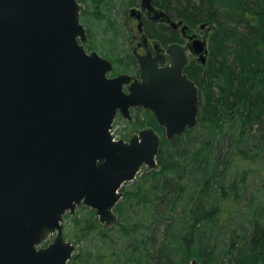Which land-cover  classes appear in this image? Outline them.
<instances>
[{
	"label": "water",
	"instance_id": "95a60500",
	"mask_svg": "<svg viewBox=\"0 0 264 264\" xmlns=\"http://www.w3.org/2000/svg\"><path fill=\"white\" fill-rule=\"evenodd\" d=\"M140 2L155 20L183 23L153 0ZM85 7L0 0V264H68L76 246L65 237V215L80 205L95 209L105 227L118 222V190L144 166L159 167L162 144L153 127L115 140L118 111L128 119L133 107L151 111L168 140L199 121V85L184 71L188 46L169 45L167 65L164 54L138 55L140 79L131 84L129 73L110 77L113 61L85 46ZM205 44L195 40L203 63Z\"/></svg>",
	"mask_w": 264,
	"mask_h": 264
},
{
	"label": "trees",
	"instance_id": "16d2710c",
	"mask_svg": "<svg viewBox=\"0 0 264 264\" xmlns=\"http://www.w3.org/2000/svg\"><path fill=\"white\" fill-rule=\"evenodd\" d=\"M136 2L127 0L124 4ZM155 2L167 9L171 16L184 18L192 26L203 21L217 26L211 37L206 67L198 64L195 70L191 66L189 68L190 75L200 87L198 127L172 140L163 136L158 156L159 169L144 168L145 172L134 182L133 188L128 193L124 192V199L115 208L122 214L117 226L104 228L95 211L85 206H81V211L88 212L84 217H80V211L76 217H70L78 232L85 230L97 234L94 238L98 245L87 247V256L81 258V255H76L69 264L76 260L80 264H116L114 257L120 264L128 260L139 264H188L190 256L187 255L191 252H195L204 264H264V217L259 218L255 211L249 225L240 222L241 232L238 229L224 232L228 241L222 244L225 237H221L220 228L216 229L218 197L215 193L204 192L205 188L197 179L201 172L207 181L212 161L216 168L219 166L222 154L216 147L221 143L219 136L226 130V124L230 128L233 125L234 132H237L231 135L237 148L247 137L245 142L255 138L260 149L264 150V0ZM108 5L111 8L116 3L109 2ZM88 11L89 7L83 15ZM94 16L96 20L98 11H94ZM105 17L101 12L100 19ZM150 29L152 32L157 30L153 25ZM106 31L103 29V33ZM110 46L109 49L115 50L117 56L121 52L129 55L124 52L126 49H120L119 43ZM225 110L234 114L230 122L223 117ZM145 114L143 126H153L164 135V129L158 126L155 117L149 111ZM203 133L202 143L192 149L191 144ZM219 189L225 193L222 184ZM180 202L183 206L178 210ZM135 215L137 218L134 220ZM163 222L164 232L159 246L148 243V232L142 229L148 228L146 224H155L156 227ZM119 233V238H116ZM191 239L193 242L196 239L197 251H194ZM179 240L185 243L184 256L178 255L175 248V242ZM133 251L135 255H132Z\"/></svg>",
	"mask_w": 264,
	"mask_h": 264
},
{
	"label": "rangeland",
	"instance_id": "374dc122",
	"mask_svg": "<svg viewBox=\"0 0 264 264\" xmlns=\"http://www.w3.org/2000/svg\"><path fill=\"white\" fill-rule=\"evenodd\" d=\"M125 1L127 0H123L122 4V0H104L103 2L100 0H85V10L87 9V7H89V11L83 16V22L85 26L88 27L90 39L93 44V46H91V43L89 44V40V42L86 43V46H88L89 48H94L102 55H106V57H110L111 59H113L117 66V70L115 69L114 72L118 73L127 69V71L125 70L126 72L133 74L137 69L136 64H133L135 63L134 56L132 57V54L134 55L136 44L133 31V27L136 22L130 17V8L134 6L136 7V5L134 3L124 4ZM107 2L116 3V5L109 8ZM94 11H98L99 13V16H96L97 18H95L96 20H94L93 18L95 17ZM101 12L106 15L105 18L100 19ZM103 29H106L107 31L103 33ZM216 29L217 26L211 23L209 24V28L205 30V33L207 34L208 45L211 44V37ZM168 37L169 36L167 35V39L165 41L167 43L170 42V38ZM124 38L125 41L123 40ZM108 41H113L114 43L111 44ZM123 42L126 43L124 44ZM115 43H119L120 49L121 47H123V49H126V51L124 52L127 54L129 53V55L131 56L126 55V57L123 52H121L120 56H117L115 54V50L109 49V47H112L110 45H115ZM203 66L206 67V65ZM132 115V120H128L126 117L120 114L116 117L114 123L117 137L129 140L131 136L137 133L140 129L149 126H143L142 119L146 114L145 110H143L142 108L132 109ZM233 115L234 114H232V111L230 113V111L228 112L225 110L223 117L227 122H230L231 120H233ZM136 122L138 123L137 125L134 124ZM232 127L230 128L226 124V130L219 136V138H221V143L216 147L217 152L219 150L222 154L219 166L216 168V165H214L213 161L211 162V166L208 168L210 174L209 176L207 174V181H204V175L201 172L197 175V179L201 181L199 185L202 184L203 188H205L204 192H210L213 194L215 193L214 195L218 197L216 198V201L218 202L217 207L219 208V210L216 211V216L219 217V219L217 220L216 229H221V237H225L224 232L228 233L231 230L238 229V232H241L243 228L239 226L240 222L242 221L246 225H249V219L253 216L255 211L259 213V218L264 217V150L260 149V144L255 138L251 139L249 142H245L247 137L240 144V147L237 148L236 143L234 142V140L232 141L233 137L231 136L233 134H236L237 132H234ZM204 133H207V131H204ZM204 133L202 134L203 137L200 134V138L198 137V140H195V142L191 144L192 149L193 146H199L200 143H202ZM240 149H242V151ZM211 153L212 152H210V155ZM144 168L137 176L138 178L145 172ZM209 177L211 179L208 182ZM138 178L135 181L127 182L122 186V199H124V192L128 193L130 189L133 188L134 182L138 181ZM221 184L225 189L224 194L222 190L219 189ZM179 204L180 205L178 206V210H181L183 203L180 202ZM150 207L151 205H148V208ZM79 211L80 217H84L85 214L88 213L86 210L81 211V206L77 209L76 213H79ZM117 213L119 215V218L121 219L122 214L120 212ZM180 215H178V217ZM133 217L134 220L137 218L136 215ZM124 220L126 221L125 218ZM186 222L189 224L188 221ZM146 225L148 226V228L146 230H142L148 232L149 237H146L149 238L148 243L151 242V244L153 243L154 245L157 244L159 246L163 237L164 222L163 224H159L156 227L155 224H150V226L148 224ZM77 230L78 229L74 227L73 220H71V218H67L65 222L66 238L76 246L72 257L81 255V258H84L88 255L87 253H85L87 252L85 251L87 247L89 248L91 246L98 245V240L94 238L95 236H97V234L87 231L84 232L85 230H83L82 232L80 230L78 232ZM119 235L120 233L118 235H115V237L119 238ZM152 236L154 237V239L152 238ZM226 240V237L223 238V240H221L222 244ZM195 241L196 239L194 240V242L192 241V245L194 251H197L198 245L195 244ZM175 245V248L178 249V255L184 256L185 252L183 250L185 248V243L179 240L175 242ZM191 253V255H187L190 256L187 259L189 263L193 259L199 258L196 254H194L195 252ZM135 254L136 252L133 251L132 255ZM175 259H177V256ZM114 260L117 262L116 264H120L117 260V257H114ZM200 262L204 264L203 261ZM73 263L80 264V261L78 262L76 260V262ZM125 264L139 263L133 260H128ZM184 264L186 263L184 262Z\"/></svg>",
	"mask_w": 264,
	"mask_h": 264
},
{
	"label": "flooded vegetation",
	"instance_id": "af4514ba",
	"mask_svg": "<svg viewBox=\"0 0 264 264\" xmlns=\"http://www.w3.org/2000/svg\"><path fill=\"white\" fill-rule=\"evenodd\" d=\"M139 1H138V4L136 5V7L138 6V8L140 7ZM154 4L156 7L160 9H164V7H162L161 5H158L156 2ZM153 16H154L153 13L150 14L147 10H142L140 19L136 17H131V19L135 20L136 22V24L133 27L134 39L136 41L134 57H136L137 54H146L148 50L152 52L153 55H156L157 52H160L161 54L162 53L164 54V58H163L164 64H167L171 61V57L165 53V50L168 44L179 43L181 45H187L188 46L187 53L189 55V64L186 67V71L190 75V72H189L190 66L194 68L195 70L196 68H198V64H202L201 54L197 53L195 50V40L199 38L201 40L204 39L206 41V45L208 47V54L206 55H207V60H208L210 45H208V39H207V34L205 33V30L209 28V24L207 23L199 24L198 23L197 24L198 26L197 25L191 26L185 22L187 25H189V28L186 30V32H184L183 31V26L185 25L184 23L180 26L173 27L172 24H170L167 21L161 20L160 18L155 20ZM171 18L172 20H175V21L176 20L186 21L184 18H180L178 16H175V17L171 16ZM139 22H142L141 29H139L138 27ZM152 25L155 26V28L157 29L154 32H152L150 29V26ZM167 35L169 36L168 38H170L169 43L165 42L167 39ZM191 36L193 37L191 38ZM133 64H136L137 69L132 74L133 76L132 82L134 81V79L139 78V75H140V69H139L137 62Z\"/></svg>",
	"mask_w": 264,
	"mask_h": 264
}]
</instances>
